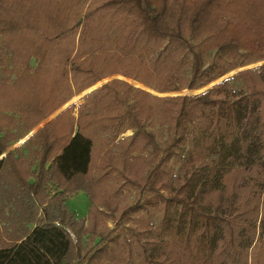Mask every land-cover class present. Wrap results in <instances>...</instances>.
I'll use <instances>...</instances> for the list:
<instances>
[{
	"label": "trees",
	"instance_id": "16d2710c",
	"mask_svg": "<svg viewBox=\"0 0 264 264\" xmlns=\"http://www.w3.org/2000/svg\"><path fill=\"white\" fill-rule=\"evenodd\" d=\"M6 34L0 264H264V62L127 80L264 59V0H0Z\"/></svg>",
	"mask_w": 264,
	"mask_h": 264
},
{
	"label": "rangeland",
	"instance_id": "374dc122",
	"mask_svg": "<svg viewBox=\"0 0 264 264\" xmlns=\"http://www.w3.org/2000/svg\"><path fill=\"white\" fill-rule=\"evenodd\" d=\"M8 18H10V17H8ZM11 35L12 34H6V35H3L2 37L0 36V42H1V39H2L3 42L6 41L10 45V46H6L4 44L6 46V53L5 54H6V56H9V57H10V55H13L12 54V49H14V47H12V45H11ZM209 60L208 61L206 60V64L208 63V69L207 70L210 73L209 75L213 76L215 70H213V66H211ZM263 62H264V59L259 60V61H255V62H252V63H249L247 65H242V66L233 68L231 70H228V71L224 72L223 74H221L217 78H213V79L209 80V82H207L204 85H201L199 87L192 88V89L183 88V89L178 90V91L159 92V91H155V90H153L151 88H148L147 86H144L143 84H141V83H139L137 81H134V80H131V79H127V80H129L131 83H133L135 85H138V86H142L144 88H147L148 90L152 91L153 93L158 94V95H161V96L162 95H168V94H176V93H188V94H190V93H197V92H200L202 90H205L206 88L210 87L211 85H213L217 81L221 80L222 78L227 77V76H232L237 70H239L241 68L255 66V65L261 64ZM114 76H118V77L124 78L123 76H121L119 74L118 75H114ZM109 78L110 77H106V78H103L101 80H98L96 83H94L91 86H89L90 88L87 87V88L83 89L82 91L74 94L64 104H62L59 108H57L55 111H53L48 117H46L43 121H41L37 126H35L30 132H28L26 135H24L21 138V140L19 139V140H16L15 142H13V144L10 146V148L21 144V142L27 136H29L32 132H34L37 127L43 125L44 122H46L48 119H50L56 113H58L65 106H67L69 104L70 105H73V107H72V113H73V115H76L77 114V105L79 103H83L84 102V94L86 92L90 91L91 89H93L94 87L100 85L101 83H103L105 80H107ZM241 83H242V81H240L239 79L234 78V77H231V79L229 80V86L232 85L234 87V89H236L237 91L239 90V92L245 91V89H243ZM151 127H153V129H155L157 131L159 137L162 136V134L160 132L161 129L159 128V125H158V123H157L156 120H154L151 123ZM130 133H131V129H126L125 131H122L119 134L118 137L125 136V135H128ZM50 184L51 185H54V181L51 180L50 181ZM164 192H166V190H164ZM135 194H137V188H136V186H134V185H127V186L123 187L121 189V191L117 195V198L119 200L120 207L122 208L125 205L132 204V202L135 200ZM66 204H67L68 209L71 212H73L74 215L77 218H82V217H84L87 214V212L89 210V204H90V202H89V198H88V195L86 194V192L84 190L79 189V190L75 191L74 193H72V194H70L68 196V198L66 200ZM259 216L261 218H263V220H264V215L262 213H260ZM105 219L107 220L109 226H112L113 225L111 219H109V218L108 219L105 218ZM258 220H260V218ZM258 223H259V221H258ZM260 228H261L260 225L257 226V230H256L257 233H258V231H260Z\"/></svg>",
	"mask_w": 264,
	"mask_h": 264
},
{
	"label": "water",
	"instance_id": "95a60500",
	"mask_svg": "<svg viewBox=\"0 0 264 264\" xmlns=\"http://www.w3.org/2000/svg\"><path fill=\"white\" fill-rule=\"evenodd\" d=\"M1 156H2V155H1ZM1 156H0V157H1Z\"/></svg>",
	"mask_w": 264,
	"mask_h": 264
},
{
	"label": "crops",
	"instance_id": "0c3cea01",
	"mask_svg": "<svg viewBox=\"0 0 264 264\" xmlns=\"http://www.w3.org/2000/svg\"><path fill=\"white\" fill-rule=\"evenodd\" d=\"M21 140V139H20Z\"/></svg>",
	"mask_w": 264,
	"mask_h": 264
}]
</instances>
